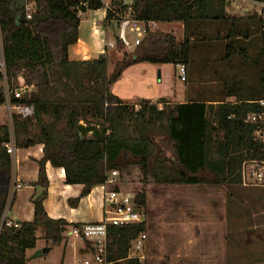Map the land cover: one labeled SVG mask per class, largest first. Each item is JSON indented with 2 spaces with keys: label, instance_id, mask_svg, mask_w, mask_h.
Instances as JSON below:
<instances>
[{
  "label": "trees",
  "instance_id": "trees-1",
  "mask_svg": "<svg viewBox=\"0 0 264 264\" xmlns=\"http://www.w3.org/2000/svg\"><path fill=\"white\" fill-rule=\"evenodd\" d=\"M27 3L34 4L31 19H27ZM113 3L120 7L119 0ZM101 9V0H0V52L9 84L23 77L37 89L23 100L13 99L14 104L35 107L32 118L14 115L15 146L17 149L44 146L35 186L46 190L43 198L33 201L32 223H17L18 228L4 224L15 200L16 166L14 157L4 147L11 142L10 127H0V264H28L27 252L37 248L39 230L53 248L70 239L73 229L80 226L48 216L44 206L49 188L48 162L65 170L67 185L84 186L82 194L69 201L72 208H77L94 188L105 185L111 172H121L123 183L128 184L130 169L139 167L142 173L139 183L144 189L137 194L135 207L142 222L108 227L107 261L142 264L130 254L132 241L146 232L147 187H246L242 180L243 164L264 160V141L254 135L262 124L246 122L250 114H264L259 103L264 99V48L259 57V64H263L260 76L263 91L259 97L242 99L226 87L223 100L215 103L191 101L159 108L144 102L137 110L110 92L132 64L192 66L198 44L187 30L195 23H226L231 28L226 58L238 54L247 61V50L236 45L234 39L250 36L251 26L257 27L255 34L264 43V35L260 34L262 22L254 13L230 16L225 0H134L137 20L183 23L185 39L178 42L172 35L149 34L137 53L126 56L107 76L105 55L88 62L69 59V48L79 39V14ZM118 20L112 11L105 18L110 23ZM114 28L118 39L117 25ZM231 98L237 101L228 102ZM4 102V90L0 87V105ZM89 118L100 122L90 123Z\"/></svg>",
  "mask_w": 264,
  "mask_h": 264
},
{
  "label": "crops",
  "instance_id": "crops-1",
  "mask_svg": "<svg viewBox=\"0 0 264 264\" xmlns=\"http://www.w3.org/2000/svg\"><path fill=\"white\" fill-rule=\"evenodd\" d=\"M89 12L96 14L101 12V16L92 21L81 20L79 39L77 44L70 46L69 59L71 62H88L98 60L105 55L108 63L110 56L115 55L118 57L114 50L119 48L116 41L109 38V30H111L112 26L110 22L105 21L106 12L104 9ZM239 16L241 15L233 17ZM85 22H87L86 25L84 24ZM154 23L156 25L149 27L148 33L143 40L149 34L172 35L178 42H182L185 39L186 28L183 23ZM212 23L217 22L192 24L187 33L192 36V41L203 40L204 51L210 53L216 44H223L225 54L220 65L224 68L220 72L230 73L234 65L230 63L231 59L226 57L228 55V44L231 41L228 38L231 28L224 22H218L223 24L224 27L216 30L211 27ZM162 25H169L172 30L162 31L159 29ZM250 30V36L244 38L240 35L234 41L236 45L247 50L251 62V65L249 62L248 67H251V70H256L254 66H259L261 68L260 76H262L263 64H259V57L263 51L264 43L261 37L255 34L257 27L250 26ZM244 35L246 36V34ZM178 38L182 39V41ZM138 47H132L136 48L133 55L137 53ZM210 53L207 54L208 57H211ZM129 57H132V55H129ZM241 65L243 64L241 63ZM165 66L150 63L132 64L122 74V85L126 87L127 91H123V94L113 91L112 94L120 98L123 103L134 105L137 110L144 102H149L162 108L164 105L191 101H205L208 103L219 101L214 99L217 95L212 94L209 91L210 89L206 92V95L203 93L201 99L195 89L188 88V82L193 75L191 66L186 67L188 77L184 82L186 84L184 88H177L176 85L174 87L171 86L172 82L169 80L171 75L168 76L170 72L164 69ZM173 66L178 76L176 65ZM166 76L168 77L164 80ZM164 81H168V83L162 88ZM227 101L235 103L237 99L231 98ZM43 148V145L25 148L27 150L16 148V153L13 155L16 166L15 200L7 216L9 222L21 224L34 221L35 207L33 201L43 190L35 186L39 180L40 168L38 162L44 157ZM46 175L49 188L44 206L50 218L61 219L69 224L78 225L99 223L103 220L105 191L102 187L94 188L90 195L80 201L77 208H72L69 205V201L78 198L82 194L84 186L67 185L65 170L63 168H55L49 162L46 164ZM179 187H184V189H177ZM243 188V186L214 185H158L149 187L147 189V206L144 211L147 239L143 254L138 256L140 262L144 264L143 262L147 261L148 263V260L151 259L161 260V256L166 253L157 249V237H154L162 222H164V230L166 227H170V234L179 238L180 242H184L187 247L178 253L179 257L177 259L180 262H176V264H234L233 262H227L230 254L236 257L235 252L238 250L236 237L235 241L233 240L235 242L233 247L235 251H231L228 247V219L231 218L234 223H238L241 219V213L235 212L232 214L233 207L237 205V202L228 203L225 199L228 190H230V195H234ZM168 194L170 195V203L166 201ZM152 198L153 201L151 202ZM70 240L77 247L73 251L74 258L78 259L79 256L90 255L89 252H85L86 244L83 241L74 237ZM35 251L33 250L32 252L34 253ZM162 261L158 263H162Z\"/></svg>",
  "mask_w": 264,
  "mask_h": 264
},
{
  "label": "rangeland",
  "instance_id": "rangeland-1",
  "mask_svg": "<svg viewBox=\"0 0 264 264\" xmlns=\"http://www.w3.org/2000/svg\"><path fill=\"white\" fill-rule=\"evenodd\" d=\"M245 8L250 11H255L258 7L248 3L245 4ZM79 15L82 21H92L94 19H98L101 16V12L99 14H96L87 11L85 14L80 13ZM86 23L87 22H85L84 24L86 25ZM110 25L112 27L111 30H109V38L115 40L117 43V31L114 28L116 26V23L113 22L110 23ZM211 27L219 30L220 28H223L224 25L217 22L212 23ZM159 29L162 31H170L172 30V27L169 25H162L159 27ZM128 39L131 44L134 43V36L129 35ZM179 40L182 41V39ZM196 42L198 44V50L193 57V64L191 66L193 75L188 82V88L195 89L196 92H198L201 96V99L203 97V93L204 95H206V92L210 89L209 91L212 94L217 95L214 99L221 101L223 100L224 94L227 93L226 87H228V89L231 90L235 96L242 97V99L253 98L256 96L259 97L262 94L263 87L260 81L261 68L259 66H254L256 70H251V67H248L250 57L246 61L238 54L232 55L230 63L234 65V67L231 68L230 73H222L220 71L224 67H222L220 63L222 62L223 56L225 54L223 44H216L215 46L213 45L214 49H211L212 51L210 53L208 51H204L203 40L197 39ZM135 49L136 48H127L122 44L121 46H119V48L115 49V54H117L118 57H116L115 55L110 56L111 58H109L107 66V76H109L114 71L117 63L124 62L126 56H133L136 51ZM208 53L211 54V57L207 56ZM241 63L243 65H241ZM164 69L170 72L168 76L171 75L169 78L170 82H172L171 86L174 87L176 85L177 88H184L186 86V84L182 82L177 76L174 70L175 68L172 64L166 65ZM168 76L164 77V80ZM122 81L123 76L121 75L119 80L112 85L110 89L111 93L113 91H116L120 94H123V91H127L126 87H123ZM167 83L168 81H164L162 88H164ZM9 88L10 91L19 93L20 95H29L37 91L36 88L29 86L23 77L14 79L11 85H9ZM163 107L164 106H162V108ZM88 121L90 123L100 122L97 120H93L92 118H89ZM81 124H84V122H81ZM4 125H9L8 113L6 108L0 105V127ZM24 150L27 149L24 148ZM118 173V176L114 177L116 184L113 187L108 186V192L113 191L114 188L117 187L123 193L137 195L141 190L144 189V185L139 183V181H141L142 179V173L139 167L134 166L132 167V169H130L129 174L126 177L127 181H129L128 184L123 183L122 173L119 171ZM245 188L250 187H244L243 189H240L239 193H235L234 195H230V190H228L225 199L228 203H232L235 201L237 202L236 206L233 205L234 207L232 210V214H234L235 212L241 213V219L238 223H234L231 218L228 219V247L231 251H235L233 248L235 242H233V240L235 241L236 237V245L238 246L239 251L237 250L235 252L236 257H234L233 254H230L227 262H233L234 264H264V189ZM146 189H148V187ZM177 189H184V187H179ZM167 196L168 197L166 201L167 203H170V195L168 194ZM152 201L153 198L151 199V202ZM163 225L164 222H162V225L160 226L154 237H157V249L166 253L161 256V260L151 259L148 260V263L147 261L143 262L144 264H176V262H180L177 259V257H179L178 253L180 252V250H184L185 248H187L184 242H180L179 238L170 234V227H166V229L164 230ZM38 236L40 237V239L37 242V248L35 249L36 251L39 249L52 247L51 242H48L47 240L42 238L41 230L38 231ZM70 239H67L63 244L59 246L53 247L50 253L44 255L43 257L31 261L28 260V264H84L86 260L92 262L91 255L85 257L79 256L78 259L73 257V251L74 249L76 250L77 247L73 244V242H71ZM32 251L33 250L27 252L28 259H30V257L33 256L36 252L35 251L33 253ZM85 252H88L87 249ZM131 254L132 257H138L143 254V250L140 252H132ZM160 261H162V263H158Z\"/></svg>",
  "mask_w": 264,
  "mask_h": 264
},
{
  "label": "built area",
  "instance_id": "built-area-1",
  "mask_svg": "<svg viewBox=\"0 0 264 264\" xmlns=\"http://www.w3.org/2000/svg\"><path fill=\"white\" fill-rule=\"evenodd\" d=\"M103 3V9L106 15L109 11H112L119 17L116 25L118 27V39L125 47L132 48L141 45L143 38L148 33L149 27L155 26L154 22H142L134 16V0H119L120 7H115L113 0H101ZM227 4V14L230 16L245 15V13H254L262 22L261 35H264V1L255 2L250 0H225ZM253 4L257 6V10L250 11L245 8V4ZM85 6V4H81ZM34 11V4H26L27 19L32 18ZM134 36V43L131 44L128 37ZM113 46V44H111ZM179 78L185 82L187 80V69L184 65L178 64L176 66ZM9 81L6 74L5 62L0 52V86L4 89L5 102L4 107L8 113L9 127L11 130V142L5 144L7 153L15 155L16 146L13 135V117L18 116L22 119L32 118L35 115V107L32 104L18 103L14 104L13 99L23 100L28 95H20L10 91ZM264 107V99L259 102ZM247 123L262 124L261 128H258L254 135L256 139L264 141V114H250L246 120ZM117 171L111 172V176L108 182L102 186L105 191V208L104 218L99 223L82 224L78 228H74L71 237L79 239L86 244L90 255L92 256L93 264H110L107 261V249H108V227L109 226H125L133 225L142 222V215L135 207V199L137 195L123 193L120 190H113L108 192V185L112 187L115 183V176H118ZM242 180L243 185L246 187H261L264 188V160L263 161H246L242 167ZM115 189V188H114ZM4 224L9 227L18 228L17 223H12L7 220V214L4 217ZM147 239L146 233H142L138 238L132 241V252H140L143 250L145 241ZM132 257V254H130ZM138 258L139 257H132ZM89 260H86L84 264H92Z\"/></svg>",
  "mask_w": 264,
  "mask_h": 264
},
{
  "label": "water",
  "instance_id": "water-1",
  "mask_svg": "<svg viewBox=\"0 0 264 264\" xmlns=\"http://www.w3.org/2000/svg\"><path fill=\"white\" fill-rule=\"evenodd\" d=\"M45 194H46V190H42L41 193L36 197V200L43 198L45 196ZM70 235H71V233H70ZM51 250H52L51 247L39 249L35 252V254L33 256L30 257L29 261L41 258L44 255L50 253Z\"/></svg>",
  "mask_w": 264,
  "mask_h": 264
}]
</instances>
